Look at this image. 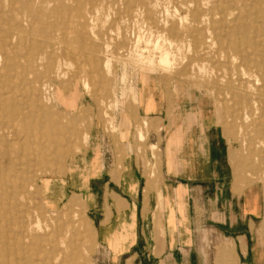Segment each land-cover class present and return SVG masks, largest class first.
<instances>
[{
  "label": "rangeland",
  "instance_id": "rangeland-1",
  "mask_svg": "<svg viewBox=\"0 0 264 264\" xmlns=\"http://www.w3.org/2000/svg\"><path fill=\"white\" fill-rule=\"evenodd\" d=\"M150 1L151 6L145 8L137 3L128 4L127 0H43V2L35 0L32 5V16L28 17L21 12L12 11L9 0H0V35L5 33L9 36V44L11 43L8 44L9 47L19 38L21 43L24 42L31 48L34 56L41 57L46 63L60 60L64 50L70 51L75 59V62L65 65L61 76L56 79V83L59 84L56 85L58 92L54 91L51 97V100L57 103L56 110L60 112L62 122L71 128L70 133L58 138L59 147H56L58 149L47 151L48 156L43 160L37 151V143H45L44 136L37 133H32L28 137H24L22 133H18V136L7 134L6 137L9 138L7 143L5 138L0 136V148L4 154V159L2 155L0 156L1 166H5L8 159L10 167H13L11 171L18 177L17 183L21 186L22 194L17 200L18 206L28 210L32 218L37 215L41 219H46L47 229L52 230L59 223L70 225V231L66 232L65 238L67 240L72 238L71 240L75 239L78 242L86 263L103 264V254L95 241L93 211L86 208L83 199L78 195L67 199L56 210L47 208L42 199L41 182L48 176L62 173L66 160L86 146L91 116L94 115L102 122L106 133L115 129V111L118 110L123 116L130 117L135 101L136 84L140 81L145 82L149 76H154L166 87L175 86L176 100L183 98L181 102L184 106H193L194 110L200 106L205 107L212 116V122L216 123L218 130H222L223 135L230 141L229 163L233 189L239 191L243 189L244 192L256 189L260 201V216L253 220L250 227L247 228L245 225L238 227L240 230L247 229L246 233L236 236L218 235L213 231L204 230L193 235L194 239L210 245L214 244L217 237H227L231 238L232 242L246 243L249 253L245 255L247 263L251 264L254 253L253 264H264V136L255 133V127L264 117L258 110L253 112V104L239 103L234 87L237 86L236 78L239 76L240 80L249 82L247 86L251 83L260 86V81L259 79L256 81L254 74L247 73L239 66L240 60L235 56L232 58L234 62L231 60L232 63L229 65V72L226 73L221 68L222 58L217 56L218 60L213 57L214 47L205 54H199L194 52V46L188 38L176 41L175 37H166L167 28L176 29V25L179 27L188 25L191 17L189 0H185V3L182 0ZM206 1L211 0H202L203 3ZM253 11L245 20L242 21L241 17L238 18L237 24L232 23L228 26V23L224 27L227 30L233 26L234 30L240 31L231 38H234L235 44L242 48L245 47L246 36L259 42L262 38L259 30L264 29V24L256 19ZM148 13H153L154 18L150 19ZM206 26L202 25L203 28ZM83 31L86 35L81 34ZM27 32L29 34L24 36ZM102 44L107 48L103 56L99 52ZM158 45L162 50L164 48L169 51L165 50L168 56L166 62H160V53L156 49ZM247 50L250 52V49ZM2 52L0 47V56L2 54L3 57ZM252 53H249L250 56ZM142 54L151 58L150 66L131 64V59L139 58ZM10 55L12 54L9 52ZM99 55L102 61L108 59V64L104 66L103 62H100L97 81L93 83L91 79L86 78L87 83L85 81L83 83V78L79 77L82 75L79 68L86 65L89 57L97 58ZM127 57L131 59L125 63ZM51 66L53 68L55 65L52 63ZM227 76L231 77L232 87L226 85ZM22 87L27 89L24 84ZM5 91L6 88L0 83V98L6 95ZM26 91L29 94L28 89ZM262 101L260 105L264 106L263 97ZM69 120H72L71 123ZM146 125L140 121L136 124L138 138L143 139L141 127ZM23 165H27L28 168ZM8 171L6 170V173ZM2 241L0 232V247ZM161 241L162 232L157 228L156 249L161 245ZM251 248L253 250H250ZM142 252L129 258L127 264H157L154 259H146V251ZM2 257L0 248V263ZM224 262L231 264L233 260L227 257Z\"/></svg>",
  "mask_w": 264,
  "mask_h": 264
},
{
  "label": "crops",
  "instance_id": "crops-1",
  "mask_svg": "<svg viewBox=\"0 0 264 264\" xmlns=\"http://www.w3.org/2000/svg\"><path fill=\"white\" fill-rule=\"evenodd\" d=\"M181 101L175 86L154 76L138 82L131 116L115 111V129L107 133L91 116L86 146L66 160L62 173L41 182L49 209L78 195L93 211L103 264H127L142 251L157 264H227V257L248 264L246 243L194 239L204 230L244 234L238 227H250L261 210L256 189H233L231 144L212 116ZM139 121L147 124L143 139Z\"/></svg>",
  "mask_w": 264,
  "mask_h": 264
},
{
  "label": "bare ground",
  "instance_id": "bare-ground-1",
  "mask_svg": "<svg viewBox=\"0 0 264 264\" xmlns=\"http://www.w3.org/2000/svg\"><path fill=\"white\" fill-rule=\"evenodd\" d=\"M39 1L43 2V0ZM127 1L128 4L137 3L140 7L147 8L151 6L150 0ZM34 2L35 0H9V5L12 11L16 13L21 12L29 17L32 16V5ZM182 2L185 3V0H182ZM189 2L191 17L188 25H184L183 27L176 25V29L173 27L167 28L165 30L166 37H175L176 41H182L184 37L188 38L194 46V52L199 54H205L211 47H214L213 57L217 59L218 57L222 58L223 65L221 68L226 73L229 72L232 58L234 56L237 57L240 60L239 66H242L247 73L254 74L255 78H257L256 81L258 79L260 81V83L257 82L260 86H257L255 83L247 86L249 82L246 83L240 80V76L236 78L237 86L234 87L236 88L235 94L238 97L239 103H243L244 105L253 104V112L258 110L264 117V106L260 105L262 97L264 98V29L259 30V34L262 36L260 42L257 39L254 40L246 36L244 48L235 44L234 38H231L233 35L236 36L240 31L234 30L233 26L231 29H229L230 27L227 30L224 29L228 23V26L232 23L237 24L238 18L242 17V21L245 20L252 13V10H254L253 14H256V19L264 24V0H211L206 1L207 3H203L202 0H189ZM15 3L18 4L14 5ZM147 15L150 19L154 18L152 17L153 13H148ZM204 24L207 25L204 27L207 30L202 27ZM28 34L27 32L24 36ZM81 34L86 35L85 31L81 32ZM252 37L254 36L252 35ZM9 41L7 34L3 33L0 35V47L3 51V57L2 54L0 56V83L2 87L6 88L4 92L6 95L0 98V136L5 138L6 143L9 140L6 137L7 134L18 136V133H22L24 137H28L32 133H37L40 136H44L46 142L37 143V151L41 155V158L45 160L48 156L47 151L58 149L56 148L59 147L58 138L71 132L69 125L62 122V116L56 110L58 108H56L57 103L53 102L51 97L54 91L55 93L58 92L56 85L59 86V84L56 83V79L61 76L65 65L67 66L68 63L75 62V59L70 51L64 50L60 55V60L46 63L41 57L34 56L31 48L27 47L26 43H21L19 38L10 47L11 43L9 44ZM177 47L178 43L176 44V49ZM156 49L160 53V62H166L168 60V50L164 48L162 50L159 45ZM247 49H250V52ZM106 51V46L102 44L99 47L100 55L103 56ZM9 52L12 55L9 56ZM249 53L253 55L250 56ZM143 54L135 59L128 58V56L125 63L131 59V64L133 65L150 66L152 63L151 58ZM100 55L97 58L94 56L89 57L86 60V65L84 64L83 67L79 68V71L82 73L79 77L83 78V83L86 78L91 79L93 83L97 81L96 75L99 74L100 62H103L102 65L104 66L108 64V59L105 58L102 61ZM126 55L121 54V56ZM51 59L54 58L51 57ZM52 63L55 65L53 68L51 66ZM169 64L171 63L169 62ZM226 78L228 81L226 83L227 87H232L231 77L227 76ZM85 83L87 82L85 81ZM23 84L27 87L29 94H27V89H23ZM18 95L20 96L19 98L16 97ZM39 101H43L44 103L41 104ZM258 124L255 127V133L258 136H264V119ZM46 147H49V149L47 150ZM1 150L0 148V156L2 155L3 157L4 154ZM17 159L20 160L21 158ZM25 159L26 157L24 156ZM9 164L8 159L3 167L0 162V232L3 239L0 247L3 257L0 264H87L80 252L78 242L75 239L71 240L72 238L69 240L65 238L70 225L59 223L52 230L47 229L48 224L46 219L43 217L41 219L37 215L32 218L28 210L18 206L17 200L22 194L21 186L18 185V177L11 171L13 167H10ZM6 170L9 171L6 173ZM64 207L67 209L66 206Z\"/></svg>",
  "mask_w": 264,
  "mask_h": 264
}]
</instances>
